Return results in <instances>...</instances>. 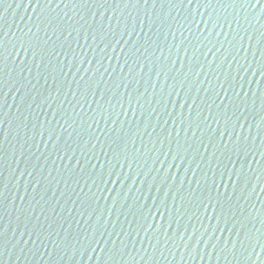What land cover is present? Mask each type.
Returning a JSON list of instances; mask_svg holds the SVG:
<instances>
[{
    "label": "water",
    "instance_id": "obj_1",
    "mask_svg": "<svg viewBox=\"0 0 264 264\" xmlns=\"http://www.w3.org/2000/svg\"><path fill=\"white\" fill-rule=\"evenodd\" d=\"M0 264H264V0H0Z\"/></svg>",
    "mask_w": 264,
    "mask_h": 264
},
{
    "label": "snow or ice",
    "instance_id": "obj_2",
    "mask_svg": "<svg viewBox=\"0 0 264 264\" xmlns=\"http://www.w3.org/2000/svg\"><path fill=\"white\" fill-rule=\"evenodd\" d=\"M181 2H182V0H181ZM189 3H191V0H189Z\"/></svg>",
    "mask_w": 264,
    "mask_h": 264
}]
</instances>
